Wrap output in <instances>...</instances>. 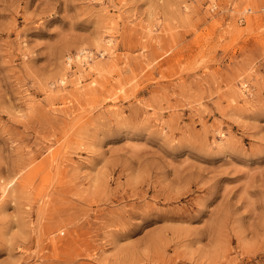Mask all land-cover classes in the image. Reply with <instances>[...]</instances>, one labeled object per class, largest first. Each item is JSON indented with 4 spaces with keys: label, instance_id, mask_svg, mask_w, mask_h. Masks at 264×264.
<instances>
[{
    "label": "rangeland",
    "instance_id": "1",
    "mask_svg": "<svg viewBox=\"0 0 264 264\" xmlns=\"http://www.w3.org/2000/svg\"><path fill=\"white\" fill-rule=\"evenodd\" d=\"M0 264H264V0H0Z\"/></svg>",
    "mask_w": 264,
    "mask_h": 264
},
{
    "label": "bare ground",
    "instance_id": "2",
    "mask_svg": "<svg viewBox=\"0 0 264 264\" xmlns=\"http://www.w3.org/2000/svg\"><path fill=\"white\" fill-rule=\"evenodd\" d=\"M110 40H112V38H109L107 41H110ZM84 52H85L84 48H80L79 53H77L75 55V59L79 63V65H78L79 67L83 66L84 65L83 63H87L89 65H92L91 64V61L93 60L92 55L89 52H86V53H84ZM83 53H84V55H82ZM88 59H90V60H88ZM243 89H245V87Z\"/></svg>",
    "mask_w": 264,
    "mask_h": 264
}]
</instances>
